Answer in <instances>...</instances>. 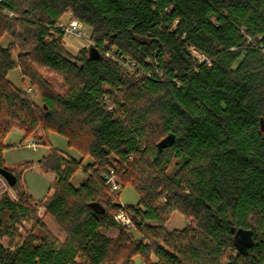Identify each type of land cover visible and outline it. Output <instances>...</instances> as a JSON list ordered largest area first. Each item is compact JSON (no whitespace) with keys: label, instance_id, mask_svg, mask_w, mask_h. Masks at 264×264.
<instances>
[{"label":"trees","instance_id":"obj_1","mask_svg":"<svg viewBox=\"0 0 264 264\" xmlns=\"http://www.w3.org/2000/svg\"><path fill=\"white\" fill-rule=\"evenodd\" d=\"M66 17L90 29L76 53ZM14 129L46 145L61 134L81 154L49 145L39 163L56 177L43 200L23 189L29 161L4 163ZM0 168L17 176L18 197L0 198V264H264V0H0ZM114 173L137 203L109 192ZM122 206L139 237L115 220ZM173 211L189 224L167 228ZM241 227L253 231L247 253Z\"/></svg>","mask_w":264,"mask_h":264},{"label":"rangeland","instance_id":"obj_2","mask_svg":"<svg viewBox=\"0 0 264 264\" xmlns=\"http://www.w3.org/2000/svg\"><path fill=\"white\" fill-rule=\"evenodd\" d=\"M73 20H74L73 18L66 17L62 23L64 25H68ZM80 24L84 31L85 36H80L78 34L65 35V43L73 53H76L84 46L91 44L89 27L83 24L82 22H80ZM8 41H9L8 37L4 38L3 40L5 44ZM44 73H46L47 76L55 77V75L49 70H45ZM9 79L19 87L28 88V90L31 91L32 98L36 100L38 103L41 102V98L37 90H35V88L32 89L30 87L29 80L28 79L24 80L18 69H14L9 73ZM22 138H23V133L18 129H14L7 136L5 142L7 145H9V147L4 149L3 151L4 163L8 168H15L17 167V165L28 161L31 163V165L22 172L21 178L23 183V189L27 194L31 195L32 201L34 202L35 200L40 201L43 200L50 192L54 181L52 175L53 172L44 171L39 163L40 162L39 159L41 160L43 156L49 153L50 146L57 148L66 155H69L76 159H82V157L78 151H76L73 147L69 146L66 137L55 132L49 134L48 144L50 146L46 144H42V142H40L39 134L31 136L25 140H22ZM27 142H34L37 147L36 150L24 145ZM87 161H89V158L84 159V162ZM82 178H83L82 173L78 172L75 177V180L79 182ZM106 182H107V187L109 188V192L112 195H114L117 199H119L122 204L128 205V204H135L138 202L139 195L137 191L134 189V187L130 185L124 187L122 185L120 177L117 174L115 173L112 174L109 177V179L106 180ZM113 184L118 185V190L113 189L112 186ZM3 192H7V194L11 199L16 201L18 200L17 193L13 189V186H10L8 181L0 174V198ZM33 204L35 206V203ZM36 207H37L36 209L37 215L39 218L43 219V222L46 224L47 229L50 232H52L54 235L60 237L61 239H64V234L61 232L58 224L55 222L53 217L45 214V209L44 207H42V205H36ZM188 224H189L188 219L183 214H181V212L178 211L171 212L169 215V219L166 222V226L170 230L182 229L186 227ZM16 227L18 228L19 233L24 236L29 230L35 229V224L32 219L21 220L19 223L16 224ZM128 228L136 237H139V234L134 228V226H129ZM37 230L40 229L37 228ZM1 240L5 246H8L9 243L8 238H2ZM134 261L135 264H146V261L141 256H136L134 258Z\"/></svg>","mask_w":264,"mask_h":264},{"label":"water","instance_id":"obj_3","mask_svg":"<svg viewBox=\"0 0 264 264\" xmlns=\"http://www.w3.org/2000/svg\"><path fill=\"white\" fill-rule=\"evenodd\" d=\"M94 50L95 49L93 47L90 49L92 53L94 52ZM175 139V134L171 132L157 143V148L159 150H162L172 145L175 142ZM0 174L8 181L10 186H14L16 184L17 176L12 171L6 168H0ZM253 242V231L251 229H245L241 227L236 230L235 243L241 252L247 253L248 249L252 246Z\"/></svg>","mask_w":264,"mask_h":264},{"label":"built area","instance_id":"obj_4","mask_svg":"<svg viewBox=\"0 0 264 264\" xmlns=\"http://www.w3.org/2000/svg\"><path fill=\"white\" fill-rule=\"evenodd\" d=\"M2 11L3 13H7L10 16H15L16 14L7 9V8H3L2 7ZM60 27L65 31L66 34H74V35H80V36H85L84 31L81 27V24L78 20L74 19L73 21H71L68 25H64L63 23L59 24ZM90 42L92 43V41L90 40ZM28 147L33 148L34 150H36V144L34 142H27L26 144H24ZM23 146V145H21ZM109 179V178H108ZM113 189L114 190H118V185L117 184H113ZM114 218L117 222H120L124 225L127 226H131V219L129 217V215L127 214L126 210L124 209V207H119L118 210L116 211V213L114 214Z\"/></svg>","mask_w":264,"mask_h":264},{"label":"crops","instance_id":"obj_5","mask_svg":"<svg viewBox=\"0 0 264 264\" xmlns=\"http://www.w3.org/2000/svg\"><path fill=\"white\" fill-rule=\"evenodd\" d=\"M52 175H53V179H55V174L52 173ZM52 191H53V189H51L49 193H51Z\"/></svg>","mask_w":264,"mask_h":264}]
</instances>
